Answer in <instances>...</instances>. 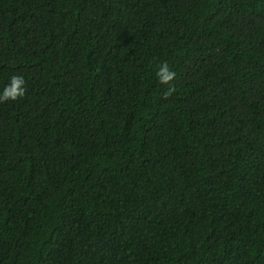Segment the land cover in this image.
Returning <instances> with one entry per match:
<instances>
[{
    "label": "trees",
    "instance_id": "trees-1",
    "mask_svg": "<svg viewBox=\"0 0 264 264\" xmlns=\"http://www.w3.org/2000/svg\"><path fill=\"white\" fill-rule=\"evenodd\" d=\"M14 75L0 264H264V0H0Z\"/></svg>",
    "mask_w": 264,
    "mask_h": 264
},
{
    "label": "clouds",
    "instance_id": "clouds-1",
    "mask_svg": "<svg viewBox=\"0 0 264 264\" xmlns=\"http://www.w3.org/2000/svg\"><path fill=\"white\" fill-rule=\"evenodd\" d=\"M157 77L159 83L167 85L168 89L165 96H170L176 89L173 81L176 78V72L170 69L166 61H162L157 68ZM26 81L21 75H14L10 79V83L6 85L0 93V104L8 101H17L25 97L27 93Z\"/></svg>",
    "mask_w": 264,
    "mask_h": 264
}]
</instances>
